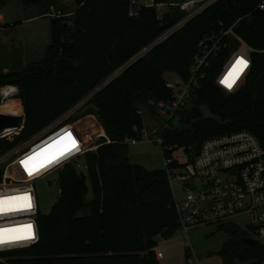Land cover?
Returning <instances> with one entry per match:
<instances>
[{
	"label": "trees",
	"instance_id": "obj_1",
	"mask_svg": "<svg viewBox=\"0 0 264 264\" xmlns=\"http://www.w3.org/2000/svg\"><path fill=\"white\" fill-rule=\"evenodd\" d=\"M8 1L0 0V5ZM70 1L76 10L52 19V40L42 61L9 72L0 69V90L6 85L19 88L24 118L17 134L0 140V155L56 121L182 17L178 10H171L160 19L155 8L142 9L130 17V0ZM20 2L25 8L42 5L47 10L53 4V0ZM261 2L218 1L95 95L92 104L106 137L95 143L96 151L84 154L88 176L78 172L72 163L60 168L59 198L50 213L41 214L38 219L39 243L29 256L0 264H162L156 254L157 238L170 239L179 229L173 188L166 168L149 171L132 164L129 145L124 140L138 137L133 127L143 125L140 105L151 110L150 100L170 97L164 76L175 73L188 80L203 37L220 31L221 24L227 29L240 20L236 32L254 50L244 86L236 93L223 94L215 78L225 55L212 59L200 79L193 105L181 114V126L165 133V145L185 148L193 158L205 140L245 130L264 148V11L258 9ZM61 58L74 63L67 70L75 79L73 84L56 77ZM203 107L209 110L210 117L204 116ZM196 121L200 122L197 131L193 128ZM76 141L81 147L80 140ZM164 156L167 158V153ZM218 229L228 236L218 252L223 264H264V244L244 243L242 240L250 235L246 229L232 223Z\"/></svg>",
	"mask_w": 264,
	"mask_h": 264
},
{
	"label": "built area",
	"instance_id": "obj_2",
	"mask_svg": "<svg viewBox=\"0 0 264 264\" xmlns=\"http://www.w3.org/2000/svg\"><path fill=\"white\" fill-rule=\"evenodd\" d=\"M218 1L220 0H170L158 3L156 0H130V17H135L142 9L149 8H155L160 19L164 18L171 10H178L182 17L56 121L35 136L0 155V199L27 194L31 197L32 203L30 209L20 208L16 211L0 213V229L19 230L8 233L5 242L0 243V261L5 262V258L1 257V254L31 250L40 241L38 219L41 213L36 182L51 171L59 170L68 163L74 164L78 172H82V169L87 170L86 164L83 167L76 158L88 151H96L97 146L95 144L91 148L84 146L78 133L71 125L72 120L80 113L86 112L92 106V99L95 95L128 66ZM258 9L264 11V0L258 5ZM67 15L51 6L45 16L61 18ZM239 22L240 20L227 29L223 28L221 24L220 31L204 36L198 44V52L189 68L188 80L182 79L181 84L165 81L164 85L170 91V97L166 100L153 99L149 101L150 114L153 118H163V124L161 126L153 124L149 127L143 124L141 128L134 126L133 132L138 137H127L124 142L127 145H136L146 140L163 146V151L168 155L165 158L168 180L172 187L174 183H181L184 192V200L180 203L174 194V208L179 224L178 232L183 238L187 239L189 232L200 226L231 224L234 218L247 216L249 222L245 229L250 234L249 238L264 244V148L259 140L245 130L214 136L203 142L193 158L185 148H178L177 145H165V133L181 126V114L193 105L197 91L200 89V79L204 77L205 70L210 67L212 59L222 54L225 55L215 78L216 86L228 94L236 93L244 86L252 68L251 53L254 50L236 32L235 28ZM239 58L247 61V67L229 89L222 81ZM0 96V114L23 116V104L17 86L2 87ZM8 102H16L19 109L14 112L2 111L1 107ZM139 113L142 116V110ZM21 129L22 127L18 130L7 129L1 135V139L13 136ZM69 132L72 133L75 140L76 138L80 140L82 146L72 150L68 157L47 169H40L33 175H28L22 161L51 146ZM101 137H106V134ZM177 150H181L184 160L175 157L174 153ZM29 224L32 225L33 238L14 239L10 237L11 235H25L26 232L22 229ZM187 248L189 249L187 259L191 263L194 250L189 242ZM156 254L159 260L163 259L161 250L157 249Z\"/></svg>",
	"mask_w": 264,
	"mask_h": 264
},
{
	"label": "rangeland",
	"instance_id": "obj_3",
	"mask_svg": "<svg viewBox=\"0 0 264 264\" xmlns=\"http://www.w3.org/2000/svg\"><path fill=\"white\" fill-rule=\"evenodd\" d=\"M51 6H54L56 10H61L64 14H72L76 10V6L70 0H53ZM49 10L42 5L25 8L20 0H9L0 5V69L5 72L14 71L45 58L47 48L52 40L51 21L53 18L45 16ZM164 79L176 84L182 83V78L175 73H167ZM223 94L229 95L224 91ZM92 107L95 110L91 109ZM140 109H142L144 125L149 127L153 124L158 126L163 124V118H153L150 110L143 105H140ZM202 112L206 117L211 116L206 107L202 108ZM96 114L97 108L92 104L86 112L80 113L71 123L87 148H91L102 136V125ZM181 153V150H177L174 155L180 160H184ZM128 154L132 164L139 165L149 171L166 168L163 148L157 143L145 140L136 145H129ZM76 159L83 167L85 166L83 154H80ZM87 172L86 169H82L85 176H88ZM181 185V183H174L172 187L179 203L184 200ZM36 191L40 213L42 215L49 214L60 195L58 170H53L39 179L36 182ZM88 198H92V191ZM248 222L247 216H239L231 221L232 224L243 229L246 228ZM227 239L228 236L219 231L216 225H204L192 229L187 239L183 238L180 232L167 240L159 237L157 238L158 249L163 253V259L160 261L162 264H223L218 252ZM188 242L194 250L191 263L187 259L189 255ZM4 258V261H7L16 257Z\"/></svg>",
	"mask_w": 264,
	"mask_h": 264
},
{
	"label": "snow or ice",
	"instance_id": "obj_4",
	"mask_svg": "<svg viewBox=\"0 0 264 264\" xmlns=\"http://www.w3.org/2000/svg\"><path fill=\"white\" fill-rule=\"evenodd\" d=\"M247 67V61L243 58L237 59L232 70L228 73L227 77L222 81L229 89L235 84L236 80L242 74ZM78 144L72 133H66L58 141L54 142L51 146L42 149L39 153L29 156L22 161V164L27 171L28 175H33L34 172H38L40 169L45 168L47 165L55 162L60 157H63L68 152L77 149ZM38 161V163H34ZM32 207L31 197L27 194L22 196H9L4 199H0V213L12 212L19 210L20 208L30 209ZM26 232L25 235L16 236L14 239H31L33 238L32 225H25L22 229ZM13 231H19L17 229H0V243L5 242V238L8 233Z\"/></svg>",
	"mask_w": 264,
	"mask_h": 264
},
{
	"label": "water",
	"instance_id": "obj_5",
	"mask_svg": "<svg viewBox=\"0 0 264 264\" xmlns=\"http://www.w3.org/2000/svg\"><path fill=\"white\" fill-rule=\"evenodd\" d=\"M74 67V63L66 58H61L57 62V68H56V77L60 81H64L70 84H73L75 82L74 77L67 72V70H70ZM91 109L95 110L94 107ZM24 118L23 116H13V115H5L0 114V140L1 135L7 130V129H20L23 126ZM193 128L197 131L200 129V122L196 121L193 123ZM244 243H246L249 246H255L257 244L256 240L252 238H244L242 240ZM31 253L30 250H18V251H12L1 254V257H27Z\"/></svg>",
	"mask_w": 264,
	"mask_h": 264
},
{
	"label": "bare ground",
	"instance_id": "obj_6",
	"mask_svg": "<svg viewBox=\"0 0 264 264\" xmlns=\"http://www.w3.org/2000/svg\"><path fill=\"white\" fill-rule=\"evenodd\" d=\"M18 106H19V105H18L16 102H8V103L4 104V105L1 107V110H2V111H5V112H14V111H16V110L19 109ZM16 234H17V233H16ZM12 236L16 237V235H11L10 237H11V238H14V237H12Z\"/></svg>",
	"mask_w": 264,
	"mask_h": 264
},
{
	"label": "crops",
	"instance_id": "obj_7",
	"mask_svg": "<svg viewBox=\"0 0 264 264\" xmlns=\"http://www.w3.org/2000/svg\"><path fill=\"white\" fill-rule=\"evenodd\" d=\"M105 134V132H104V130H103V128H102V135H104Z\"/></svg>",
	"mask_w": 264,
	"mask_h": 264
}]
</instances>
